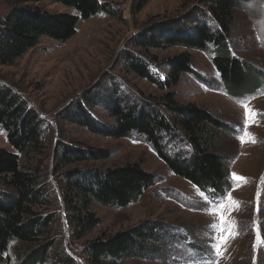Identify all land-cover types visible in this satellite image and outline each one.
I'll return each instance as SVG.
<instances>
[{
	"label": "rangeland",
	"instance_id": "1",
	"mask_svg": "<svg viewBox=\"0 0 264 264\" xmlns=\"http://www.w3.org/2000/svg\"><path fill=\"white\" fill-rule=\"evenodd\" d=\"M98 1L111 12L79 22L69 41L41 38L14 65L0 66V83L41 120L45 148L30 164L41 166L58 200L54 165L62 154L59 143L86 156L67 169L105 171L138 163L154 177L151 188L124 208L93 204L91 210L101 226L78 242L76 251L70 247L68 223L60 209L62 232L57 234L62 235L64 253L73 264H81L84 241L148 224L159 227L148 244L150 250L125 264H264V0L237 4L229 42L231 55L252 69L251 82H257L259 75L263 80L253 91L236 89L230 94L212 64V54L181 46L145 50L137 45L148 28L171 20L177 23L204 10V0H150L140 11L136 0ZM29 6L52 15L75 14L72 8L47 0ZM9 11V0H0V21ZM185 52L190 54L193 73L182 75L170 90H161L126 69L130 58L140 57L156 64L153 71L162 79V73L169 71V59ZM170 91L179 104L205 108L222 125L213 146L225 158L228 175L221 198L175 176L140 136L113 139L68 118L82 110L97 129L106 131L114 124L106 107L116 98L164 112L162 96ZM0 148L11 149L2 129ZM233 174L245 179H234ZM17 246L12 243L7 253L0 254V264H21Z\"/></svg>",
	"mask_w": 264,
	"mask_h": 264
},
{
	"label": "trees",
	"instance_id": "2",
	"mask_svg": "<svg viewBox=\"0 0 264 264\" xmlns=\"http://www.w3.org/2000/svg\"><path fill=\"white\" fill-rule=\"evenodd\" d=\"M41 1L45 0H9L10 11L0 21V66L14 65L38 46L41 38L65 43L75 35L79 22L111 12L107 4L98 0H47L72 8L75 14L52 15L29 6ZM149 1L136 0V10L143 9ZM250 1L204 0V10L177 23L171 20L166 25L148 28L137 45L145 50L181 46L208 52L227 93L236 89L253 91L263 78L259 75L257 82H251L252 69L235 59L229 49L236 6ZM187 26L191 30L186 31ZM155 65L134 57L127 61L126 69L161 90H170L182 75L193 73L191 57L186 52L169 59V71L162 73V79L154 73ZM160 105L164 112L116 98L106 107L114 121L106 131L97 129L82 110L80 116L74 113L68 118L91 133L113 139L140 136L175 176L211 197L221 198L228 175L225 158L213 146L216 130L222 125L205 108L179 104L171 91L162 96ZM0 129L11 147L0 148V254L7 253L10 245L16 243L17 255L23 257L21 264H73L63 251L61 233L57 234L61 231L59 210L64 209L69 244L76 251V244L101 226V220L91 210L93 204L124 208L154 183V177L138 163L105 171L67 169L85 161L86 156L72 145L59 143L62 154L54 165L58 200L56 190L44 180L41 166L30 164L37 161L45 148L41 120L33 108L1 83ZM158 228L140 224L86 240L79 252L81 264H125L129 259L140 258L150 250L148 244L157 237Z\"/></svg>",
	"mask_w": 264,
	"mask_h": 264
},
{
	"label": "snow or ice",
	"instance_id": "3",
	"mask_svg": "<svg viewBox=\"0 0 264 264\" xmlns=\"http://www.w3.org/2000/svg\"><path fill=\"white\" fill-rule=\"evenodd\" d=\"M233 177H234V179H237V180L245 179V178H242V177H235V174H233ZM229 235H232V233H229ZM221 239L224 240V239H227V238L226 237H222ZM214 247H216L217 250H218L219 249V244L214 245Z\"/></svg>",
	"mask_w": 264,
	"mask_h": 264
}]
</instances>
